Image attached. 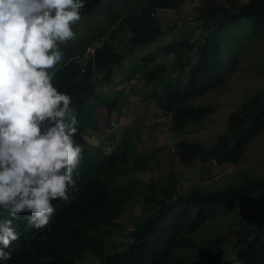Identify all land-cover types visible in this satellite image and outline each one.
<instances>
[{
	"label": "trees",
	"instance_id": "obj_1",
	"mask_svg": "<svg viewBox=\"0 0 264 264\" xmlns=\"http://www.w3.org/2000/svg\"><path fill=\"white\" fill-rule=\"evenodd\" d=\"M105 1L85 0L81 15ZM186 1L124 0V13L119 7L107 10L104 22L79 47L81 55L86 46L99 43L86 72L74 60L55 77L54 86L59 82L65 89L56 86L58 90L69 94L76 105L75 140L83 150L80 166L86 173H80L79 180L83 178L84 186L77 202L61 205L57 219L24 237L18 248L9 251L11 259L0 264H264V177L251 175L240 166L252 137L264 129V91L230 111L213 140L178 141L176 154L185 171L203 170L199 184L192 182L187 189L184 179L172 172L147 183L131 180L132 186L124 181L134 170L151 171V160L157 156L150 158L138 150L137 141L128 138L130 130L113 151L103 143L94 151L85 146L91 131L101 127L98 116L102 109L109 115L116 110L117 118L122 116L123 89L100 97L97 85L112 81L115 70L120 71L128 58L127 52L135 55L126 79L139 74L142 80L134 85L139 91L150 88L144 99L170 115L173 137L192 124L206 129L215 122L217 107L196 100L224 86L230 70L239 64L236 47L229 39L224 41L222 34L246 18L252 28L243 41H258L264 32V0H198L190 21L167 26L159 11H176ZM191 27L200 29L194 37H189ZM154 44H160L158 50L169 58L151 67L155 52H138ZM135 86L127 88L128 95L138 93ZM226 165L233 166L231 172L238 175V181L219 190L205 189V175ZM132 187H138L137 195L132 194ZM250 201L251 207L245 208ZM137 204L141 213L129 232L123 215ZM240 210L242 215L236 217ZM217 220L222 223L219 227L201 229ZM118 235L126 236L124 244L118 245Z\"/></svg>",
	"mask_w": 264,
	"mask_h": 264
},
{
	"label": "clouds",
	"instance_id": "obj_2",
	"mask_svg": "<svg viewBox=\"0 0 264 264\" xmlns=\"http://www.w3.org/2000/svg\"><path fill=\"white\" fill-rule=\"evenodd\" d=\"M84 8L85 0H0V261L10 260L9 251L24 237L57 219L61 205L77 202L84 186L76 105L58 90L64 88L59 82L54 86L71 61L86 72L99 46L88 45L70 58L59 47L76 39L74 25ZM126 78L118 84L126 81L132 89L139 74ZM99 116L101 127L85 145L89 151L104 127Z\"/></svg>",
	"mask_w": 264,
	"mask_h": 264
},
{
	"label": "rangeland",
	"instance_id": "obj_3",
	"mask_svg": "<svg viewBox=\"0 0 264 264\" xmlns=\"http://www.w3.org/2000/svg\"><path fill=\"white\" fill-rule=\"evenodd\" d=\"M124 0H106L100 6L93 9L88 15L82 17V19L74 26L76 32V39L68 41L59 45L61 51L66 56H77L80 51V46L89 38L93 29L101 25L107 16V10H113L119 7V10L124 13L123 7ZM198 3V0H187L185 4L178 10H160L159 17L167 23V26L171 27L174 24L181 25L183 21L191 20L193 7ZM73 26V27H74ZM252 23L246 19L241 18L235 25L226 28L222 34L223 40L229 39L231 44L236 47V54L238 56V65L230 70L228 74L227 82L224 86H219L214 90H209L196 100L197 104H214L217 107V111L213 118L215 122L208 123V127L201 128L198 125H190L186 131L173 137L169 131L170 115L162 111L159 108L151 107L144 99V95L150 88L141 89L134 95H128L130 90L127 89L128 84H118L123 78H126L131 69L129 68L130 60L134 59L132 53H128V58H125L122 67L119 70H115L113 81L105 84L103 87L97 86L99 96L102 94L112 93L111 91L116 89H123L124 100L119 104L122 108L121 118H116L115 114L108 115L103 113L99 116L100 123L103 126L92 137L91 150L96 148V145H100V141L104 138L103 144L108 146V151H113L120 143L126 130H130L128 138L137 141L138 150H141L148 156L156 154V159L153 158L152 170L149 172H141L134 170L130 176L124 177V181L130 186L131 180H143L146 183L150 180H162V177H167L172 172L174 176L183 178V188L187 189L192 182L199 184L202 171L201 168H197L194 172H186L181 161L176 154V145L180 139L185 140H208L215 137L218 126L223 124L226 120V116L230 111L240 106L244 101L257 92L264 91V32L259 34L261 37L256 42L243 41L246 39L247 29L251 31ZM167 38L170 40L172 31L168 28ZM189 37L198 34L200 29L198 27H191L189 29ZM179 35V34H178ZM182 35L180 34V37ZM117 41L120 42V36H116ZM246 43V45L243 44ZM160 44H154L147 50L142 49L138 52L139 55L154 51L156 59L151 62V67L163 62H168V58L165 53L158 50ZM145 50V51H144ZM144 51V52H143ZM131 66V65H130ZM136 79V85H139ZM128 81V80H127ZM133 88V87H132ZM153 110V111H152ZM252 141L248 145L245 151V156L240 164L244 170L251 175L264 177V129L252 137ZM169 150V152H168ZM165 159V160H164ZM173 162V164L170 163ZM160 162V163H157ZM174 165V166H173ZM233 166H221L218 169L205 175L202 186L208 191L219 190L225 187L228 183L237 182L239 177L236 173H232ZM176 174V175H175ZM121 177L118 178V180ZM166 179V178H165ZM124 184V182L122 181ZM131 192L133 195H137L138 187H132ZM252 201L248 202L245 208L251 207ZM132 205H130L131 207ZM130 212L123 215V225L127 231L133 228V220L141 213V206L137 204L133 209H129ZM242 210L235 213V216L242 215ZM222 223L220 220L214 221V223H207L202 226L204 231L207 229H213L215 226H220ZM203 231V232H204ZM116 240L119 241L118 245L126 239V236H116Z\"/></svg>",
	"mask_w": 264,
	"mask_h": 264
}]
</instances>
